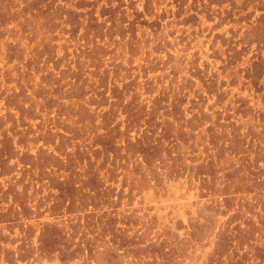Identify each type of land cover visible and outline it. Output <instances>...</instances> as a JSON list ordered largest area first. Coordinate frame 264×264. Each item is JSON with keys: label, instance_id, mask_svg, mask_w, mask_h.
I'll return each instance as SVG.
<instances>
[{"label": "rangeland", "instance_id": "374dc122", "mask_svg": "<svg viewBox=\"0 0 264 264\" xmlns=\"http://www.w3.org/2000/svg\"><path fill=\"white\" fill-rule=\"evenodd\" d=\"M0 264H264V0H0Z\"/></svg>", "mask_w": 264, "mask_h": 264}]
</instances>
